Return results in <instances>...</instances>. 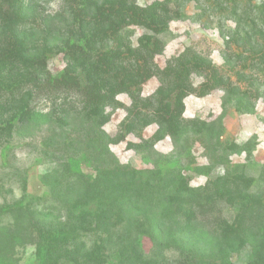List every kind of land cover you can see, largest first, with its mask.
Returning a JSON list of instances; mask_svg holds the SVG:
<instances>
[{"label":"rangeland","instance_id":"rangeland-1","mask_svg":"<svg viewBox=\"0 0 264 264\" xmlns=\"http://www.w3.org/2000/svg\"><path fill=\"white\" fill-rule=\"evenodd\" d=\"M133 1L168 20L159 34L142 24L121 30L132 50L123 66L141 58L149 76L129 90L105 87L97 103L57 83L65 50L85 36L93 54L121 41L101 24L79 22L77 0H31L7 14L0 6V55L19 40L25 56L44 60L34 72L21 71L12 57L0 70V204L49 197L43 177L88 153L102 132L120 164L181 170L194 188L180 204L193 227L178 234L181 245L206 255L228 250L235 264H264V0ZM178 94L182 112L172 133L162 124ZM6 228L0 264H35L31 231Z\"/></svg>","mask_w":264,"mask_h":264},{"label":"trees","instance_id":"trees-1","mask_svg":"<svg viewBox=\"0 0 264 264\" xmlns=\"http://www.w3.org/2000/svg\"><path fill=\"white\" fill-rule=\"evenodd\" d=\"M30 1L0 0V6H6L7 14L10 7ZM94 3L77 0L78 21L86 20L93 27L101 24V32L121 44L93 54L96 50L89 49L86 36L75 46L71 43L64 54L67 65L57 78L63 87L69 85L79 91L86 103L104 101L107 86L129 90L149 76L141 58L134 57L129 67L123 66L124 54L130 55L132 50L123 44L128 31L124 36L121 30L142 24L159 34L168 21L154 6L139 8L133 0H101L98 8H92ZM93 32L99 30L88 33ZM149 43L142 40L138 49ZM12 57L21 71L37 70L44 62L25 56L19 40L5 45L0 70L5 68L4 60ZM181 100L182 94H178L172 110L166 103L167 118L162 126L172 133L182 112ZM212 131L208 130L207 137ZM101 136L102 132L97 133L96 141L88 144V153L69 157L59 169L43 177L49 197L0 204V250L8 243L6 227L25 225L31 231L35 264H235L228 250L217 248L206 255L181 245L178 234L191 232L193 227L188 211L180 204L194 191L181 170L122 165L110 156L108 142ZM3 217L8 222L1 223ZM145 242H149L147 251Z\"/></svg>","mask_w":264,"mask_h":264}]
</instances>
